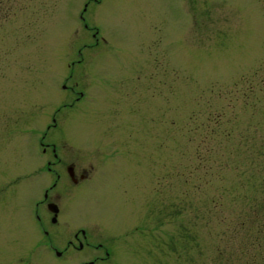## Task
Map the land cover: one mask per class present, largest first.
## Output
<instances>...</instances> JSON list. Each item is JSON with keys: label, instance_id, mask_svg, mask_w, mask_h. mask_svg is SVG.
<instances>
[{"label": "rangeland", "instance_id": "374dc122", "mask_svg": "<svg viewBox=\"0 0 264 264\" xmlns=\"http://www.w3.org/2000/svg\"><path fill=\"white\" fill-rule=\"evenodd\" d=\"M44 135L106 264H264V0H0V264H61Z\"/></svg>", "mask_w": 264, "mask_h": 264}, {"label": "flooded vegetation", "instance_id": "af4514ba", "mask_svg": "<svg viewBox=\"0 0 264 264\" xmlns=\"http://www.w3.org/2000/svg\"><path fill=\"white\" fill-rule=\"evenodd\" d=\"M94 38H96V34H94ZM79 93L80 97L84 96L83 92ZM54 124L48 125V129H51L52 126L56 127L55 122ZM45 139L44 135L41 140V146L43 147V153L49 159H47L43 167L51 174L53 182L44 189L42 198L35 203V212L37 213V219L41 223L43 237H40L39 233L36 232V238H39L38 241H33L34 237L30 236L31 233H29L26 239V252L29 255H33L32 258H34V255L40 250V253L44 254L45 257L50 256L61 264H72L69 262L71 260H67L69 255L78 261L86 256L91 258L81 261L80 264H106L110 258L114 257V253L111 252L110 246L106 242V237L99 236V234L93 233L80 225V227L77 226L81 220L74 219L76 216L74 210L80 205V189L85 181L91 178L93 170L90 171L86 166H82V161L79 158L68 159L66 157V155L69 156L66 153L67 148L60 146L64 142L67 143L65 138L59 142L53 141L51 143L45 142ZM32 183L35 184L34 182ZM64 194L67 198L62 201ZM41 211L47 212L48 218L54 226H59L63 214L68 213L71 217L67 219L77 227L71 228L69 230L70 233L66 232L65 237L63 235L59 237L58 234L53 233L52 229L46 228V221L40 215ZM61 226L63 227V224ZM44 243L51 247L50 253L47 255H45L47 252L43 248Z\"/></svg>", "mask_w": 264, "mask_h": 264}]
</instances>
